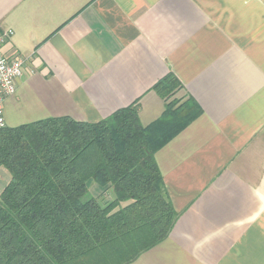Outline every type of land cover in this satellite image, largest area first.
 I'll list each match as a JSON object with an SVG mask.
<instances>
[{
	"label": "crops",
	"instance_id": "0c3cea01",
	"mask_svg": "<svg viewBox=\"0 0 264 264\" xmlns=\"http://www.w3.org/2000/svg\"><path fill=\"white\" fill-rule=\"evenodd\" d=\"M9 29L4 53L27 64L7 126L132 104L149 126L171 72L199 106L156 153L179 218L129 264H264V0H0Z\"/></svg>",
	"mask_w": 264,
	"mask_h": 264
},
{
	"label": "trees",
	"instance_id": "16d2710c",
	"mask_svg": "<svg viewBox=\"0 0 264 264\" xmlns=\"http://www.w3.org/2000/svg\"><path fill=\"white\" fill-rule=\"evenodd\" d=\"M174 73L154 85L169 100L143 126L135 104L98 122L49 117L0 129V264H129L165 240L179 213L156 153L200 113ZM115 199L82 198L90 181Z\"/></svg>",
	"mask_w": 264,
	"mask_h": 264
},
{
	"label": "built area",
	"instance_id": "2783aa9c",
	"mask_svg": "<svg viewBox=\"0 0 264 264\" xmlns=\"http://www.w3.org/2000/svg\"><path fill=\"white\" fill-rule=\"evenodd\" d=\"M12 33L13 31L9 29L0 35V129L7 127L6 99L16 93L17 79L22 75L27 64V58L19 55L11 57L2 49Z\"/></svg>",
	"mask_w": 264,
	"mask_h": 264
},
{
	"label": "rangeland",
	"instance_id": "374dc122",
	"mask_svg": "<svg viewBox=\"0 0 264 264\" xmlns=\"http://www.w3.org/2000/svg\"><path fill=\"white\" fill-rule=\"evenodd\" d=\"M180 90H178V92L175 93V96H174L175 99H178V97H176V96L178 95V93L180 92ZM179 100L182 101V98H180ZM21 120H22L21 122H27L26 119H21ZM2 173L3 172L0 169V177H1ZM8 179H9L8 178V174H6L5 176L3 175V178H0V190L3 189V187L7 183ZM99 186L100 185L97 184L96 182H94V180H91L90 181V184H89V192L86 195H84V197L82 198V200L83 201H87L89 198H91V197L94 196V197L99 198L100 201L104 204L107 201H111V200L115 199L116 196H115V193H114L113 188H107L105 190L100 189V191L98 192L95 189L97 187H99Z\"/></svg>",
	"mask_w": 264,
	"mask_h": 264
}]
</instances>
